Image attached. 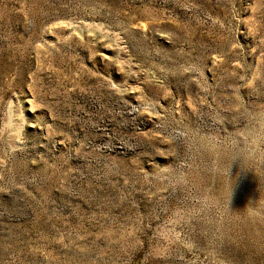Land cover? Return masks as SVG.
<instances>
[{
    "label": "rangeland",
    "instance_id": "1",
    "mask_svg": "<svg viewBox=\"0 0 264 264\" xmlns=\"http://www.w3.org/2000/svg\"><path fill=\"white\" fill-rule=\"evenodd\" d=\"M0 264H264V0H0Z\"/></svg>",
    "mask_w": 264,
    "mask_h": 264
}]
</instances>
